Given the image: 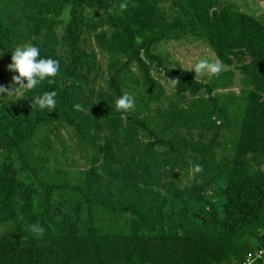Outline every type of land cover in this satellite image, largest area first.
Returning <instances> with one entry per match:
<instances>
[{
  "label": "trees",
  "instance_id": "obj_1",
  "mask_svg": "<svg viewBox=\"0 0 264 264\" xmlns=\"http://www.w3.org/2000/svg\"><path fill=\"white\" fill-rule=\"evenodd\" d=\"M119 2L0 0V57L30 42L61 68L0 101V264H244L264 250V19L225 0ZM185 40L227 70L173 67L159 45ZM51 90V113L31 106Z\"/></svg>",
  "mask_w": 264,
  "mask_h": 264
},
{
  "label": "clouds",
  "instance_id": "obj_2",
  "mask_svg": "<svg viewBox=\"0 0 264 264\" xmlns=\"http://www.w3.org/2000/svg\"><path fill=\"white\" fill-rule=\"evenodd\" d=\"M129 8L128 0H120L118 4V12L123 14ZM70 9H65L62 20L67 22ZM11 53V63L7 66L10 72L16 73L12 76L13 85L11 90L0 85V101H9L15 103L23 99V94L30 92L37 86L47 83L54 85L57 82V77L60 73V62L51 57L41 56V49L30 42L15 46L8 51ZM189 70H194L195 76L206 74L209 77H216L222 71L221 64L218 60L199 59L194 63ZM26 81V83H25ZM174 84V81H173ZM31 106H35L38 110H46L51 113L57 106V92L55 90L44 91L43 94L30 96ZM78 110L80 105L75 106ZM135 107V98L132 93L125 92L115 99L114 108L116 112H127ZM196 173L202 171V166L197 164L193 169ZM34 232L42 234L44 229L33 226Z\"/></svg>",
  "mask_w": 264,
  "mask_h": 264
},
{
  "label": "rangeland",
  "instance_id": "obj_3",
  "mask_svg": "<svg viewBox=\"0 0 264 264\" xmlns=\"http://www.w3.org/2000/svg\"><path fill=\"white\" fill-rule=\"evenodd\" d=\"M228 2L231 6L240 9L244 13L253 14L257 17H261L264 19V0H225V3ZM159 49L162 53L169 57V62L172 64L173 67H179L185 72L194 73V70H189L194 63L197 62L199 59H209V60H218L214 53L208 48V46L202 42L196 40H185L181 42H170V43H162L159 45ZM100 61L102 60V56L99 57ZM219 61V60H218ZM220 62V61H219ZM0 64L2 67L3 72L6 74L5 76V84L11 90V86L13 85L12 76L16 73L10 72L8 70V63L0 57ZM103 64V69L105 68V62L101 61ZM221 64V62H220ZM222 71L227 70V68L221 64ZM221 71V72H222ZM198 80H207L210 78L206 74L196 75ZM162 84L165 86V89L170 94L172 93V88L167 84L165 79H161ZM240 89V82H239V75L237 74L236 78L234 79V85L230 86L228 91H234L239 94ZM229 135V134H227ZM69 147H74V144L69 143ZM61 148V146H58ZM78 159V154L75 156ZM191 178L192 176H188ZM186 178V176H183ZM190 181L186 179H181L179 181L180 186L189 184ZM165 193V192H164Z\"/></svg>",
  "mask_w": 264,
  "mask_h": 264
},
{
  "label": "built area",
  "instance_id": "obj_4",
  "mask_svg": "<svg viewBox=\"0 0 264 264\" xmlns=\"http://www.w3.org/2000/svg\"><path fill=\"white\" fill-rule=\"evenodd\" d=\"M264 255V250L256 251L252 255H249L244 264H253L257 259H260Z\"/></svg>",
  "mask_w": 264,
  "mask_h": 264
},
{
  "label": "water",
  "instance_id": "obj_5",
  "mask_svg": "<svg viewBox=\"0 0 264 264\" xmlns=\"http://www.w3.org/2000/svg\"><path fill=\"white\" fill-rule=\"evenodd\" d=\"M224 5H225V2H222V3L219 5L218 9L220 10Z\"/></svg>",
  "mask_w": 264,
  "mask_h": 264
}]
</instances>
